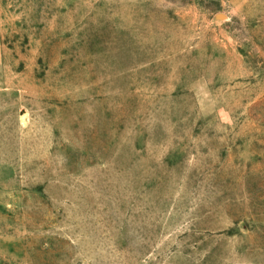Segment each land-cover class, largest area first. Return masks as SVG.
<instances>
[{
	"label": "rangeland",
	"instance_id": "374dc122",
	"mask_svg": "<svg viewBox=\"0 0 264 264\" xmlns=\"http://www.w3.org/2000/svg\"><path fill=\"white\" fill-rule=\"evenodd\" d=\"M0 264H264V0H0Z\"/></svg>",
	"mask_w": 264,
	"mask_h": 264
}]
</instances>
